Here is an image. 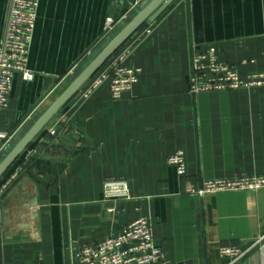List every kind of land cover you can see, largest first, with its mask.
Returning <instances> with one entry per match:
<instances>
[{
  "label": "crops",
  "instance_id": "0c3cea01",
  "mask_svg": "<svg viewBox=\"0 0 264 264\" xmlns=\"http://www.w3.org/2000/svg\"><path fill=\"white\" fill-rule=\"evenodd\" d=\"M136 1L40 0L27 65L34 78L17 72L0 114V131L14 136L6 152L125 20L108 32L107 18L134 15ZM9 2L0 0V40ZM123 46L133 47L124 65L142 69L132 90L115 99L106 81L84 99L82 88L0 181L25 161L0 201V264H73V246L118 235L141 215L169 264H264L261 245L234 263L219 254L226 243L247 248L264 234V189L202 197L190 190L264 175V87L189 88L191 53L210 46L242 77L264 73V0H175ZM66 126L58 140L50 134ZM30 150L39 155L26 162ZM178 150L185 175L169 163ZM122 179L130 197L109 200L105 182Z\"/></svg>",
  "mask_w": 264,
  "mask_h": 264
},
{
  "label": "built area",
  "instance_id": "2783aa9c",
  "mask_svg": "<svg viewBox=\"0 0 264 264\" xmlns=\"http://www.w3.org/2000/svg\"><path fill=\"white\" fill-rule=\"evenodd\" d=\"M137 0L131 11L139 5ZM40 0H10L9 11L5 22V31L0 40V114L10 104L11 90L17 72L25 79L32 80L34 74L28 69L29 52L33 34L36 28ZM129 17L127 14L115 20H106V29L113 31L119 21ZM147 33L151 32L148 28ZM133 51L132 46H122L113 57L94 75L83 87V98H88L104 82L110 81L113 98L119 99L124 92L132 90L139 80L142 69L130 68L124 65L125 60ZM190 58V93L193 95L204 92H221L238 88L253 89L264 87V73H254L242 77L234 66L221 60L217 48L210 46L203 52L193 51ZM68 127L60 130L52 128L50 134L58 140L66 133ZM13 135L0 131V160L5 150L13 140ZM39 155L37 150H30L24 160ZM25 162V161H24ZM24 162L11 174L10 178L0 186V201L6 196L23 169ZM181 175L186 173V158L182 150H178L169 158ZM264 189V175H240L235 178L209 179L197 189H190L192 194L205 196L207 194L224 193L226 191H258ZM106 197L111 199L129 198V184L126 180H107L104 185ZM109 211L116 209L111 206ZM264 246V234L255 238L247 248L234 243L220 246L219 254L231 263L243 259L244 255L254 247ZM73 264H169L170 260L154 238L153 225L148 216L141 215L129 222L118 235L106 238L82 247H72Z\"/></svg>",
  "mask_w": 264,
  "mask_h": 264
},
{
  "label": "water",
  "instance_id": "95a60500",
  "mask_svg": "<svg viewBox=\"0 0 264 264\" xmlns=\"http://www.w3.org/2000/svg\"><path fill=\"white\" fill-rule=\"evenodd\" d=\"M175 0H145L142 6L135 10V14L124 20V24L110 37V40L93 56L84 68L73 76L64 92L37 116L27 131L17 140L0 160V181L5 173L16 162L21 154L32 144L37 135L57 115L63 107L97 74L113 55L120 49L135 32L145 26H151L173 4Z\"/></svg>",
  "mask_w": 264,
  "mask_h": 264
},
{
  "label": "trees",
  "instance_id": "16d2710c",
  "mask_svg": "<svg viewBox=\"0 0 264 264\" xmlns=\"http://www.w3.org/2000/svg\"><path fill=\"white\" fill-rule=\"evenodd\" d=\"M19 158H20V157H19ZM17 160H18V159H17ZM11 167H12V166H11ZM11 167H10V168H11Z\"/></svg>",
  "mask_w": 264,
  "mask_h": 264
}]
</instances>
